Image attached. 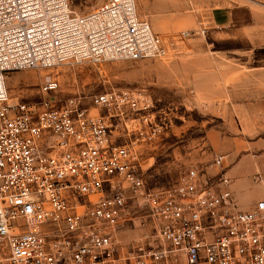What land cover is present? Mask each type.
<instances>
[{
	"label": "built area",
	"instance_id": "1",
	"mask_svg": "<svg viewBox=\"0 0 264 264\" xmlns=\"http://www.w3.org/2000/svg\"><path fill=\"white\" fill-rule=\"evenodd\" d=\"M206 31L159 34L137 0H105L86 13L70 0H0V264H264V193L241 209L224 155L214 175L190 168L173 186L147 184L139 146L160 130L149 95L94 94L108 115L77 99L61 108L10 100L9 72L49 70L47 93L60 86L52 73L60 66L166 59ZM110 117L135 122L125 143L115 142ZM252 181L264 189V173ZM131 200L145 212L144 231L122 243Z\"/></svg>",
	"mask_w": 264,
	"mask_h": 264
},
{
	"label": "rangeland",
	"instance_id": "2",
	"mask_svg": "<svg viewBox=\"0 0 264 264\" xmlns=\"http://www.w3.org/2000/svg\"><path fill=\"white\" fill-rule=\"evenodd\" d=\"M103 1L70 0L79 13ZM230 3L245 8L243 22L227 27L211 24L214 7ZM137 6L139 15L159 34L206 28V35L179 41L166 59L60 66L52 71L60 86L47 93L40 91V84L49 70L9 72L11 102L48 100L61 108L77 99L92 114L108 115L106 109L92 105L94 94L126 88L142 91L154 100L160 126L153 141L139 146L149 186H173L190 168L214 175L222 169L214 164L215 157L224 155L227 168L229 160L245 164L244 178L260 196L263 188L252 175L264 173V0H137ZM133 116L129 114L130 119ZM109 123L115 142L122 144L128 140L126 126L131 129L135 122L110 117ZM129 209L133 218L118 232L122 243L144 231L140 222L145 212H137L134 200ZM144 220L147 226L153 223L148 216Z\"/></svg>",
	"mask_w": 264,
	"mask_h": 264
},
{
	"label": "crops",
	"instance_id": "3",
	"mask_svg": "<svg viewBox=\"0 0 264 264\" xmlns=\"http://www.w3.org/2000/svg\"><path fill=\"white\" fill-rule=\"evenodd\" d=\"M245 8L233 4H225L215 6L211 14V24L218 27H227L243 22ZM230 165L227 169V175L233 180L231 189L234 192V196L238 201L242 209L250 208V204H253L263 193L258 196L256 191L250 189V181L244 176L247 174L245 164L241 161L229 160ZM253 171V169H252ZM243 201V203L241 202Z\"/></svg>",
	"mask_w": 264,
	"mask_h": 264
}]
</instances>
